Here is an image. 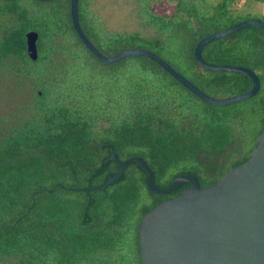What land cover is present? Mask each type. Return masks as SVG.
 Returning <instances> with one entry per match:
<instances>
[{"label": "trees", "instance_id": "1", "mask_svg": "<svg viewBox=\"0 0 264 264\" xmlns=\"http://www.w3.org/2000/svg\"><path fill=\"white\" fill-rule=\"evenodd\" d=\"M32 1L49 8L37 12L26 0H0V264H141L142 216L189 186L169 196L150 193L136 162L119 180L105 181L118 174V162L138 158L158 190L183 175L200 188L213 187L245 162L264 126V32L249 27L203 47L205 63L246 68L260 82L252 98L213 107L145 57L97 61L72 30L69 0ZM161 1L173 8L170 16L151 12L150 1L139 13L155 35H107L99 53L150 51L211 99L248 91L252 83L244 75L198 67L193 49L241 21L264 23V16L236 12L237 0ZM82 3L77 20L89 41L96 25L82 15ZM30 32L39 35L36 62L26 55ZM90 69L84 83L81 75ZM80 82L110 93L89 109L73 108L68 91L81 90ZM97 120L105 128H97Z\"/></svg>", "mask_w": 264, "mask_h": 264}, {"label": "water", "instance_id": "2", "mask_svg": "<svg viewBox=\"0 0 264 264\" xmlns=\"http://www.w3.org/2000/svg\"><path fill=\"white\" fill-rule=\"evenodd\" d=\"M77 1L69 0L72 30L83 47L100 63L112 64L133 56L145 57L192 95L213 107H224L257 95L260 82L254 72L237 66H211L202 60L201 51L205 45L249 27L264 32L263 22L256 19L241 21L223 32L202 38L194 46L193 58L198 67L212 73H236L251 80L252 85L245 93L215 100L171 70L150 51L132 49L110 56L101 55L78 25ZM38 39L39 35L34 32L26 35V55L32 62L38 59ZM110 159H115L112 154ZM131 162L145 170V184L150 193L169 196L182 186H189L177 197L161 202L142 216L137 236L141 264H264V126L248 159L231 168L213 187L200 188L193 176L183 175L175 178L166 190H158L151 170L138 158L118 162V174L108 178L104 186L122 178L124 168Z\"/></svg>", "mask_w": 264, "mask_h": 264}, {"label": "rangeland", "instance_id": "3", "mask_svg": "<svg viewBox=\"0 0 264 264\" xmlns=\"http://www.w3.org/2000/svg\"><path fill=\"white\" fill-rule=\"evenodd\" d=\"M145 2H149V10L154 14H162L163 17H167L172 13L173 8L169 5H166L161 0H83L82 4L85 3V6L81 7L83 12L82 15L84 16L87 13L88 17L96 25L95 36L92 38L90 37L89 41L91 42V44H93V46L96 47V50L98 52L104 50L102 49L104 47V41H102V39L107 38L109 35H128L132 34L133 32H138L148 37L155 35V31L151 26L144 25L146 17L143 14L139 15ZM26 3H29L31 8L37 12L41 11L44 8H49V6L43 5L40 6L39 9V6L34 4L32 0H26ZM80 6H82L81 1L78 4V7ZM232 6L238 13L241 12L252 14V18H257V16H264V5L258 4L254 0H237ZM74 53L76 56H78L79 59H87V56H85L81 52V50H76ZM88 64L90 68L94 69V67H96L91 64V60ZM38 69H40V67L35 68L33 71H37ZM93 69H90V72L87 71L86 75H81L80 79H82L84 83L87 82L85 78H91L93 76L91 75V73H93ZM98 70H100L102 73H107L110 71V69L108 68H98ZM80 84H82V82H80ZM80 86L82 87L81 90L72 89V91H68L69 94L75 97H70V99L67 98L68 102H70V105L73 108H79V103H82L83 107L89 109L90 107H93V105L100 103L103 100V95H109L110 93L107 92L108 88L104 85H102L103 87L98 85L100 87L98 89L87 88V85L84 86V84ZM53 91L56 92L57 87H54ZM55 94L58 93L56 92ZM75 100L76 103H74ZM106 125V122L103 125L100 124L99 120H97L96 122L97 128L100 129L105 128ZM146 202H148V200L142 197L141 203ZM128 245L129 252L132 250L130 241Z\"/></svg>", "mask_w": 264, "mask_h": 264}]
</instances>
